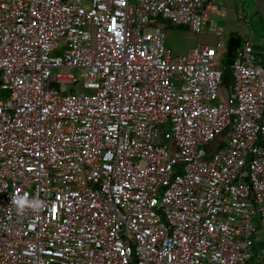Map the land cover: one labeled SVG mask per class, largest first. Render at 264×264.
Returning a JSON list of instances; mask_svg holds the SVG:
<instances>
[{"label": "built area", "instance_id": "1", "mask_svg": "<svg viewBox=\"0 0 264 264\" xmlns=\"http://www.w3.org/2000/svg\"><path fill=\"white\" fill-rule=\"evenodd\" d=\"M207 1L0 0V264H264V66L165 45Z\"/></svg>", "mask_w": 264, "mask_h": 264}, {"label": "crops", "instance_id": "2", "mask_svg": "<svg viewBox=\"0 0 264 264\" xmlns=\"http://www.w3.org/2000/svg\"><path fill=\"white\" fill-rule=\"evenodd\" d=\"M202 31L194 33L186 26L166 23L165 45L173 56H182L198 45L215 46L218 59L224 62L223 72L229 77L225 66L229 40L232 37L241 40L240 45L248 42L253 53L248 61L264 66V0H208L201 12ZM232 84L223 86L227 90ZM220 93V92H219ZM223 97L224 100L227 98ZM224 134L216 140L214 148L226 141ZM264 236H261L263 240Z\"/></svg>", "mask_w": 264, "mask_h": 264}, {"label": "water", "instance_id": "3", "mask_svg": "<svg viewBox=\"0 0 264 264\" xmlns=\"http://www.w3.org/2000/svg\"><path fill=\"white\" fill-rule=\"evenodd\" d=\"M241 40L239 38L232 37L229 40L228 49H227V56L225 60V66L230 68L234 62V50L236 47L240 45ZM226 77V74H224Z\"/></svg>", "mask_w": 264, "mask_h": 264}, {"label": "rangeland", "instance_id": "4", "mask_svg": "<svg viewBox=\"0 0 264 264\" xmlns=\"http://www.w3.org/2000/svg\"><path fill=\"white\" fill-rule=\"evenodd\" d=\"M217 65H218L219 68L222 69L223 66H224V62L223 61H220L217 58ZM226 95H227V90L224 87H222L221 90H220V93H219V99L220 100H224L223 97H226Z\"/></svg>", "mask_w": 264, "mask_h": 264}, {"label": "trees", "instance_id": "5", "mask_svg": "<svg viewBox=\"0 0 264 264\" xmlns=\"http://www.w3.org/2000/svg\"><path fill=\"white\" fill-rule=\"evenodd\" d=\"M226 72H227V74L229 75V77H224V78H223V84H222L221 88H222L223 86H225L227 83H229L230 78H231L230 68L227 67ZM221 88H220V90H221Z\"/></svg>", "mask_w": 264, "mask_h": 264}]
</instances>
